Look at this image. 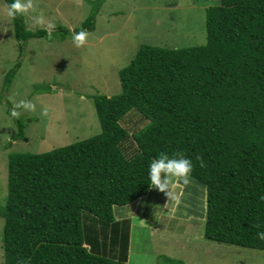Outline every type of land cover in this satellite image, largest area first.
I'll return each instance as SVG.
<instances>
[{"label": "trees", "instance_id": "1", "mask_svg": "<svg viewBox=\"0 0 264 264\" xmlns=\"http://www.w3.org/2000/svg\"><path fill=\"white\" fill-rule=\"evenodd\" d=\"M94 19L75 31L91 32ZM13 22L24 43L47 35L29 30L24 15ZM61 30L63 39L72 35ZM206 30L202 45L143 44L119 72L122 91L94 96L100 133L10 155L9 194L0 205L5 264H131L130 244L119 239L127 219L114 207L149 195L148 165L159 152L177 151L192 160L190 177L207 189L204 236L264 251L256 237L264 231V0H220L207 8ZM21 65L7 73L5 88ZM130 113L145 120L134 133L122 124ZM12 119L15 139L26 140L25 120ZM92 217L112 228V239L85 229Z\"/></svg>", "mask_w": 264, "mask_h": 264}, {"label": "rangeland", "instance_id": "2", "mask_svg": "<svg viewBox=\"0 0 264 264\" xmlns=\"http://www.w3.org/2000/svg\"><path fill=\"white\" fill-rule=\"evenodd\" d=\"M37 12L25 16L29 30L44 29L32 17L42 13L56 24L52 38L34 37L25 43L16 37L13 18L0 0V205L8 198V162L18 152L42 153L94 136L101 131L95 95L113 96L122 91L119 72L143 44L182 48L207 41V8L220 0H35ZM99 9V10H98ZM94 15L95 28L85 46L77 48L61 28L81 27ZM22 65L5 88V77ZM14 98L33 101L34 112L21 111L27 139H15L18 130L8 110ZM43 108L48 114L43 115ZM33 119L29 121V119ZM130 133L145 125L130 113L122 121ZM181 203L174 217L164 207L165 195L155 189L142 203L116 205L115 215L125 220L121 241L129 243L131 264H264V251L219 243L204 236L207 211L206 186L190 177L177 189ZM142 199V198H141ZM145 205L143 206V204ZM148 216L143 219L144 215ZM143 216V217H142ZM4 218L0 215V264H5ZM85 229L113 237L97 217L84 219ZM106 228V229H105ZM120 251V247L116 245ZM118 253H121V251ZM117 254L115 251L113 254ZM169 256L176 261L163 260ZM163 260V261H162Z\"/></svg>", "mask_w": 264, "mask_h": 264}, {"label": "clouds", "instance_id": "3", "mask_svg": "<svg viewBox=\"0 0 264 264\" xmlns=\"http://www.w3.org/2000/svg\"><path fill=\"white\" fill-rule=\"evenodd\" d=\"M37 4L35 0H13L10 5L5 6V13L10 18H15L17 14L27 16L29 13L37 12ZM33 23L44 27L47 32L48 38H52V33L56 28V24L51 21H46L44 15L39 13L32 17ZM72 33L71 39L75 47L80 48L85 46L88 39V32L86 30L75 31L69 29ZM12 102L11 116L19 118L21 111L34 112L36 104L33 101L21 99L19 101L10 97ZM43 115L48 114V109L43 108ZM200 161V166L205 167V162L202 157H197ZM193 169V162L182 151H177L174 155L170 156L166 152H159L155 158L152 159L148 165V178L149 188L155 189L165 195L167 202L164 207L169 209V213L174 217L177 208L181 203L182 192L177 189L187 186L190 183V175ZM264 200V196L260 197ZM254 227L259 228L260 225L256 224ZM256 237L264 240V231H258ZM22 264V262H19Z\"/></svg>", "mask_w": 264, "mask_h": 264}, {"label": "crops", "instance_id": "4", "mask_svg": "<svg viewBox=\"0 0 264 264\" xmlns=\"http://www.w3.org/2000/svg\"><path fill=\"white\" fill-rule=\"evenodd\" d=\"M144 199H145V198H143V199H141V198L137 199L138 204H139V203H142ZM135 201H136V200H135ZM144 215H145V213H144ZM142 217H143V216H142ZM143 219H145V216L143 217Z\"/></svg>", "mask_w": 264, "mask_h": 264}]
</instances>
